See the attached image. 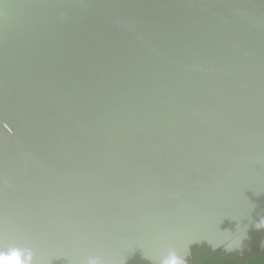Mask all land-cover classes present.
Returning a JSON list of instances; mask_svg holds the SVG:
<instances>
[{
	"label": "water",
	"instance_id": "water-1",
	"mask_svg": "<svg viewBox=\"0 0 264 264\" xmlns=\"http://www.w3.org/2000/svg\"><path fill=\"white\" fill-rule=\"evenodd\" d=\"M10 247L264 256V0H0Z\"/></svg>",
	"mask_w": 264,
	"mask_h": 264
},
{
	"label": "clouds",
	"instance_id": "clouds-1",
	"mask_svg": "<svg viewBox=\"0 0 264 264\" xmlns=\"http://www.w3.org/2000/svg\"><path fill=\"white\" fill-rule=\"evenodd\" d=\"M31 260L32 253L28 249L20 250L10 247L9 254L0 253V264H31ZM155 262L156 264H182V258L170 254L169 257L160 258ZM83 264H104V261L99 257H88L83 261Z\"/></svg>",
	"mask_w": 264,
	"mask_h": 264
},
{
	"label": "rangeland",
	"instance_id": "rangeland-1",
	"mask_svg": "<svg viewBox=\"0 0 264 264\" xmlns=\"http://www.w3.org/2000/svg\"><path fill=\"white\" fill-rule=\"evenodd\" d=\"M193 264H264V256H252L245 260L222 259L216 256H199Z\"/></svg>",
	"mask_w": 264,
	"mask_h": 264
}]
</instances>
